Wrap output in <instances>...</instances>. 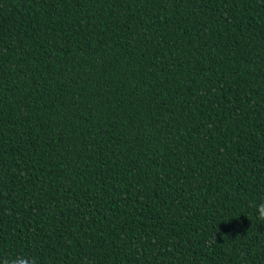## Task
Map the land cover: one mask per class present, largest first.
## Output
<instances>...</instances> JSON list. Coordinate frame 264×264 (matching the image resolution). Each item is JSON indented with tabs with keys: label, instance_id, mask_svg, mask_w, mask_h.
Listing matches in <instances>:
<instances>
[{
	"label": "trees",
	"instance_id": "16d2710c",
	"mask_svg": "<svg viewBox=\"0 0 264 264\" xmlns=\"http://www.w3.org/2000/svg\"><path fill=\"white\" fill-rule=\"evenodd\" d=\"M264 0H0V261L264 264Z\"/></svg>",
	"mask_w": 264,
	"mask_h": 264
},
{
	"label": "clouds",
	"instance_id": "9594fccd",
	"mask_svg": "<svg viewBox=\"0 0 264 264\" xmlns=\"http://www.w3.org/2000/svg\"><path fill=\"white\" fill-rule=\"evenodd\" d=\"M256 207V218L264 222V199H262ZM0 264H35L34 260H29V258L25 256H16L15 258H12L11 260L4 259L0 261Z\"/></svg>",
	"mask_w": 264,
	"mask_h": 264
}]
</instances>
